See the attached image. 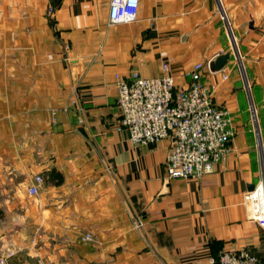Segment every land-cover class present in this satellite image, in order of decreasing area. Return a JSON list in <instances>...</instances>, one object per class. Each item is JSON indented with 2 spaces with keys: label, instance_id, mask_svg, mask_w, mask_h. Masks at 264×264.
Wrapping results in <instances>:
<instances>
[{
  "label": "crops",
  "instance_id": "0c3cea01",
  "mask_svg": "<svg viewBox=\"0 0 264 264\" xmlns=\"http://www.w3.org/2000/svg\"><path fill=\"white\" fill-rule=\"evenodd\" d=\"M110 1L0 0V210L15 217L0 229L16 242L13 220L26 221L42 264H219L244 249L264 264V229L244 206L263 177L264 0H140L137 20L115 25ZM229 27L244 70L232 55L212 73L232 52ZM164 62L178 87L203 64L232 117L228 157L202 178L169 180L170 140L134 146L120 125L116 75L157 77Z\"/></svg>",
  "mask_w": 264,
  "mask_h": 264
},
{
  "label": "built area",
  "instance_id": "2783aa9c",
  "mask_svg": "<svg viewBox=\"0 0 264 264\" xmlns=\"http://www.w3.org/2000/svg\"><path fill=\"white\" fill-rule=\"evenodd\" d=\"M140 0H111L110 24L135 22L139 15ZM55 12L49 7L48 14ZM209 64V63H208ZM204 65L199 63L185 73L190 80L187 87H178L171 67L162 64V74L143 77L138 72L129 76L116 75L117 105L120 125L134 146H148L165 139L171 142L166 172L169 180L202 178L225 161L234 136L232 117L226 109L215 104L210 88L202 82ZM223 78L228 79L224 74ZM76 90L73 91L75 96ZM72 105L78 107L74 98ZM261 181L244 193L248 218L264 229V166ZM44 181L41 175L28 188L37 195ZM138 221L136 227H142ZM86 239L90 240L88 235ZM249 250H230L219 257V264H259Z\"/></svg>",
  "mask_w": 264,
  "mask_h": 264
},
{
  "label": "rangeland",
  "instance_id": "374dc122",
  "mask_svg": "<svg viewBox=\"0 0 264 264\" xmlns=\"http://www.w3.org/2000/svg\"><path fill=\"white\" fill-rule=\"evenodd\" d=\"M236 44H237V48H238L239 53L238 54L235 53L234 46L232 48V53H233L232 55L235 58V60H234L235 68L238 71L239 70L243 71L244 70V64H242V62H244V61H243V58H241L242 55L244 56L243 48L241 47L240 44L238 45L237 42H236ZM239 55H240V58H239ZM236 58H238L239 61H237ZM29 195H31V194H29ZM31 196H35V195H31ZM0 215H2V218L0 220V224L7 225V227L9 225L8 223L11 221V219L15 218L11 213L6 211V208L3 211L0 210ZM13 222L15 224L14 226H16V225L18 227L24 226L25 229H24V232L20 233V235H19L20 238L16 239V242H12L11 235L7 234V231H8V230H6L7 228H4L5 230L3 228L0 229V231H1L0 232V248H5L4 257L0 258V264H9L10 260H13L15 258H16V262L19 264H27V263H29V264H42L41 263L43 261L42 256L41 257H35V258L28 256L27 251H28V245H29L28 240L29 239H28V235L26 232L27 222L25 221L24 223H22V220H17V219L13 220ZM39 231H40V229L37 230V234ZM30 242L33 243L32 240ZM37 243L38 244L40 243L39 240H37Z\"/></svg>",
  "mask_w": 264,
  "mask_h": 264
},
{
  "label": "water",
  "instance_id": "95a60500",
  "mask_svg": "<svg viewBox=\"0 0 264 264\" xmlns=\"http://www.w3.org/2000/svg\"><path fill=\"white\" fill-rule=\"evenodd\" d=\"M224 14V12H223ZM229 33L231 35V38H232V41H233V46H234V51L236 54H238V48H237V44H236V40H235V37L233 36V33L229 27ZM232 52L231 51H228L224 54H220L218 55L217 57H215L214 59H212L208 66H209V69L212 73H218V72H222L226 69V66L229 62V60L231 59V56H232ZM253 189V186L251 187L250 190Z\"/></svg>",
  "mask_w": 264,
  "mask_h": 264
},
{
  "label": "trees",
  "instance_id": "16d2710c",
  "mask_svg": "<svg viewBox=\"0 0 264 264\" xmlns=\"http://www.w3.org/2000/svg\"><path fill=\"white\" fill-rule=\"evenodd\" d=\"M50 175L57 178L59 183L63 181V177L59 173H57L55 170H52L50 172Z\"/></svg>",
  "mask_w": 264,
  "mask_h": 264
},
{
  "label": "bare ground",
  "instance_id": "6f19581e",
  "mask_svg": "<svg viewBox=\"0 0 264 264\" xmlns=\"http://www.w3.org/2000/svg\"><path fill=\"white\" fill-rule=\"evenodd\" d=\"M239 58H240V55H239ZM238 59V58H237ZM238 61H239V59H238ZM254 188V187H253Z\"/></svg>",
  "mask_w": 264,
  "mask_h": 264
}]
</instances>
